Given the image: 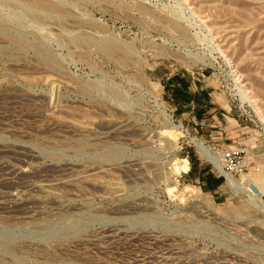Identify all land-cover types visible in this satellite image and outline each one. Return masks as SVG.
Here are the masks:
<instances>
[{"label":"rangeland","instance_id":"obj_1","mask_svg":"<svg viewBox=\"0 0 264 264\" xmlns=\"http://www.w3.org/2000/svg\"><path fill=\"white\" fill-rule=\"evenodd\" d=\"M0 264H264V0H0Z\"/></svg>","mask_w":264,"mask_h":264},{"label":"built area","instance_id":"obj_2","mask_svg":"<svg viewBox=\"0 0 264 264\" xmlns=\"http://www.w3.org/2000/svg\"><path fill=\"white\" fill-rule=\"evenodd\" d=\"M222 161L225 170L231 174L242 173L248 168L245 160L244 149L240 147H230L223 150Z\"/></svg>","mask_w":264,"mask_h":264},{"label":"crops","instance_id":"obj_3","mask_svg":"<svg viewBox=\"0 0 264 264\" xmlns=\"http://www.w3.org/2000/svg\"><path fill=\"white\" fill-rule=\"evenodd\" d=\"M173 85L174 86L171 89L170 94L173 101L177 103L178 107L183 106V104L195 101L204 102L206 95L204 94L203 90L191 93L187 88H183L179 82ZM185 85L189 87L187 82H185Z\"/></svg>","mask_w":264,"mask_h":264},{"label":"bare ground","instance_id":"obj_4","mask_svg":"<svg viewBox=\"0 0 264 264\" xmlns=\"http://www.w3.org/2000/svg\"><path fill=\"white\" fill-rule=\"evenodd\" d=\"M244 98L246 100H248L250 103H253L252 97L249 96V94L244 93ZM169 115V114H168ZM169 118H171V116H168ZM180 126V125H179ZM177 127V126H176ZM183 127V126H182ZM181 128V127H179ZM195 141V145L198 148V150L200 151V153L205 156L206 158H208L213 164H215L216 168L223 173L226 178H227V182L230 183H234V178L232 177V175L227 172L224 168V164H222L220 162L219 156L218 154H216V152L212 151V149H210L208 146H206L204 143L198 141V140H194Z\"/></svg>","mask_w":264,"mask_h":264},{"label":"trees","instance_id":"obj_5","mask_svg":"<svg viewBox=\"0 0 264 264\" xmlns=\"http://www.w3.org/2000/svg\"><path fill=\"white\" fill-rule=\"evenodd\" d=\"M207 179L209 181V185H208L209 190H214L223 182V178L215 177L213 174H209L207 176Z\"/></svg>","mask_w":264,"mask_h":264}]
</instances>
